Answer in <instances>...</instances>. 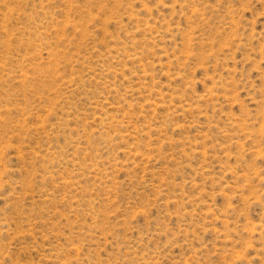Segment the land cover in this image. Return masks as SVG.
I'll return each instance as SVG.
<instances>
[{"label": "rangeland", "instance_id": "1", "mask_svg": "<svg viewBox=\"0 0 264 264\" xmlns=\"http://www.w3.org/2000/svg\"><path fill=\"white\" fill-rule=\"evenodd\" d=\"M0 264H264V0H0Z\"/></svg>", "mask_w": 264, "mask_h": 264}]
</instances>
